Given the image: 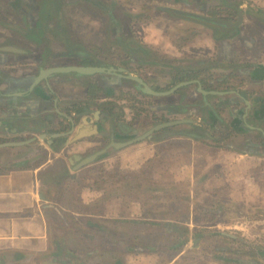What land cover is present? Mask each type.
<instances>
[{
  "label": "crops",
  "instance_id": "0c3cea01",
  "mask_svg": "<svg viewBox=\"0 0 264 264\" xmlns=\"http://www.w3.org/2000/svg\"><path fill=\"white\" fill-rule=\"evenodd\" d=\"M229 1L214 4L224 15L235 11L238 19L224 16L216 19L219 26H196L203 34L186 43L185 53L169 37L168 50L178 57L169 66L150 63L149 52L136 48L137 55L119 63L82 58L85 46L78 51L68 39L61 41L63 53L48 59L17 43L0 47V264H22L32 254L59 259L66 250L76 255V264H95L90 258L96 247L102 252L89 240L112 238L121 226L145 221L140 218L143 202L126 196L121 198V216L115 218L107 186L99 189L101 171L104 180L111 178L108 166L94 164L112 153L121 164L114 174L150 171L159 181L162 174L179 184L215 174L222 163V182L211 179L205 188L239 208H264V2ZM199 4L194 10L208 7V2ZM240 12L241 23L228 26L240 20ZM140 31L144 37L149 34L145 28ZM151 33L153 50L162 52L160 27ZM79 65L115 70L84 76L53 73L40 79L46 70ZM148 65L166 72L149 82L153 90L184 85L165 97L142 96L139 85L124 76L147 82L140 72ZM158 119L189 122L125 148L113 146L144 135ZM225 155L232 159L229 165L223 164ZM91 157L96 158L83 164ZM154 163L159 166L148 168ZM229 172L230 185L225 177ZM101 195L106 203L98 213L95 201ZM54 216L60 220L51 221ZM103 251L112 253L110 245Z\"/></svg>",
  "mask_w": 264,
  "mask_h": 264
},
{
  "label": "rangeland",
  "instance_id": "374dc122",
  "mask_svg": "<svg viewBox=\"0 0 264 264\" xmlns=\"http://www.w3.org/2000/svg\"><path fill=\"white\" fill-rule=\"evenodd\" d=\"M216 1L208 0V7L199 11L194 10L199 9L198 7H189L173 0H74L73 2L54 0L51 3L45 1V6L41 0L39 2L0 0V45L17 43L25 48H32L37 53L39 51L37 45L42 44H37V40L45 39L50 42L68 39L73 47L79 46L78 51L85 46L87 52H90L79 54L82 58L96 56L105 63H119L130 60V55H137L134 50L136 48L138 51L149 52L146 54V59L150 63L161 62L169 66L178 59L171 49L168 50L169 37L171 36L176 47L185 53L186 43H193L195 38L203 34L197 31L196 26H209L199 19L189 18L184 14H194L213 20L225 16L232 22L238 19V15L233 10H227L224 15L223 8L215 6L218 3V0ZM257 1L264 2V0H230L229 2L254 5L258 4ZM40 7L46 8L47 12L52 11L54 18L48 16L41 18L38 12ZM37 26H40L41 32L47 35H39L40 28ZM43 26H51V28H46L45 31ZM159 27L161 38L165 40V47L161 48L162 52L153 50L151 43L152 28ZM142 28L149 30L146 37L141 34ZM24 32L28 34V38L22 36L21 33ZM208 34L210 35L209 32ZM175 38L178 39L174 40ZM62 48L60 46L59 49ZM154 70L156 69L148 65L140 72L147 78L148 84L157 82L159 78H154L156 76H166V72ZM216 154L220 159L221 153ZM117 156L116 153H112L108 158L96 159L97 163L94 166L100 169L108 166L107 177L111 178V181L104 180V172L101 171L99 189L102 190L105 185L107 186L106 199L107 197L112 199L110 209L113 216L116 215L115 218H120L121 198L125 201L126 196L129 201L138 199L143 202L144 210L140 218H144V223L151 224L149 228L135 233L130 224H127L121 226V230L118 229L119 233L125 235L123 237L125 241L135 240L163 248L151 253L129 250L127 252L132 254H127L126 251H120L112 246L111 255H104L103 250L108 246L100 245L102 254L97 253L99 251L97 246L96 255L90 258L91 263L264 264V223L261 221L264 218V208L245 206L239 208L223 201L214 191L205 188L211 179L222 182V163L212 172L215 174H206L198 180L195 177L187 184H179L177 181L169 180L171 176L162 174L159 181L150 171L138 176L114 174L116 168L121 166ZM223 159L224 165H229L232 160L226 155ZM105 160L107 161L104 162ZM158 166L159 164L154 163L148 168ZM225 177L229 179L230 185V172ZM83 181L81 180V183ZM104 202L103 195L95 201V209L98 213H102L99 209L103 208ZM55 217H51V221ZM59 220L60 218L56 217L54 221ZM162 220L171 221L168 222V228L158 229L157 224L164 222L157 221ZM61 225L62 222L57 226L61 227ZM182 242L179 247V243ZM22 264L69 263L61 258L60 260L48 256L39 258L32 254Z\"/></svg>",
  "mask_w": 264,
  "mask_h": 264
},
{
  "label": "water",
  "instance_id": "95a60500",
  "mask_svg": "<svg viewBox=\"0 0 264 264\" xmlns=\"http://www.w3.org/2000/svg\"><path fill=\"white\" fill-rule=\"evenodd\" d=\"M187 16L189 18H195V19H199L201 22H203L206 25L209 26H219L221 25V23L217 22V20H213L211 18H201L199 16H195L194 14H184V16ZM243 13L240 12V20L229 24L228 26H238L241 23V19H242ZM14 49V48H12ZM15 50V49H14ZM112 69V70H111ZM104 68V67H94V66H67V67H56L53 69H49L46 70L42 73V76L40 77V79L42 78H48L49 75L53 74V73H64V72H76L79 75H95V74H102V73H113L114 72V68ZM125 78H127L128 80H132L135 83H137V85H139V87L141 88V95L142 96H152V97H165L168 96L170 94H173L174 92H176L181 86L184 85V83L177 85L175 87H173L172 89L168 90V91H164V92H158L153 90L149 84L142 78L138 77V76H133L132 74H128L127 76H124ZM165 120H161L158 119L156 125L147 133H145L144 135L135 138L133 140L124 142V143H113V146H115L116 148H125L129 145L135 144L137 142H141L144 141L146 139H149L151 137H153V135L155 133H157L158 131L170 127V126H174L183 122H189V120H179V121H173V122H164ZM96 157H91L88 160H85L83 162V164H88L92 161H94Z\"/></svg>",
  "mask_w": 264,
  "mask_h": 264
},
{
  "label": "trees",
  "instance_id": "16d2710c",
  "mask_svg": "<svg viewBox=\"0 0 264 264\" xmlns=\"http://www.w3.org/2000/svg\"><path fill=\"white\" fill-rule=\"evenodd\" d=\"M37 2H39L40 0H35ZM42 3L44 4L45 1L51 3L52 1L54 0H41ZM74 0H67V2H73ZM177 1H184V0H177ZM205 2H207L208 0H204ZM203 0H185V2L187 3V5L189 7H197L199 2L200 3H203L204 2ZM210 1H216V0H210ZM222 1H228V0H222ZM45 6V4H44ZM38 12H39V15L41 18H46L47 16L50 17L51 19L54 18V15L51 14L52 11H49L47 12L46 11V8H41L38 9ZM213 14V13H212ZM88 63V62H86ZM178 81H181V80H178ZM165 89H168V86H166ZM189 135H194L193 133H190ZM195 135L197 136V134L195 133ZM131 224V228L134 230L133 233L135 232H139V231H143V229H147L150 227V223H144L143 221H140V220H133L130 222ZM117 225H119L117 223ZM168 224H165V223H158L157 226H158V229L159 228H168L167 226ZM90 243H96V245H102V246H108L110 245V247L112 246H115L117 247L120 251H129V250H132L133 252H137V253H151V252H158L160 251L163 247H155V246H150L148 244H145V243H142V242H139V241H135V240H127L125 241V239H123L122 237L119 236V233L117 232H113V236L112 238H107V237H99L97 235V238L95 240H89ZM183 244L182 243H179V247ZM176 247V245H175ZM64 255L63 257L62 256H59V259H66V261L69 263V264H76L77 263V259H76V255L71 253L70 251H64L63 252Z\"/></svg>",
  "mask_w": 264,
  "mask_h": 264
},
{
  "label": "flooded vegetation",
  "instance_id": "af4514ba",
  "mask_svg": "<svg viewBox=\"0 0 264 264\" xmlns=\"http://www.w3.org/2000/svg\"><path fill=\"white\" fill-rule=\"evenodd\" d=\"M173 1H176V2H178L177 0H173ZM179 2H183V3H185L186 5H187V3L185 2V0L184 1H179ZM29 28H31V26H28ZM37 28H40L39 30H38V32H39V35H44V34H46L47 35V33H43V32H41V27L40 26H37ZM43 28L45 29V31H46V28H51V26H43ZM14 30V29H13ZM22 34V36H25V38H28V34L26 33V32H24V33H21ZM48 35H49V33H48ZM44 41V42H43ZM61 41L63 42L64 40H52V41H45V39L44 40H37V44L38 43H42L41 45H37V46H39V51L36 53V54H38V58H41V57H45L46 59H48V58H50V56L51 55H59V53L58 52H55V50H58V51H61L62 53H63V49H59L60 48V46L61 47H63L62 45H61ZM58 42V44H56ZM51 44H53L54 45V48L52 49V48H50L49 46L51 45ZM5 45H11L10 43H6V44H2V45H0V47H3V48H5ZM56 46H59V47H56ZM7 49H9L8 47H6ZM34 53V52H33ZM150 86V85H149ZM151 87V86H150ZM147 133V132H146ZM147 140V139H146Z\"/></svg>",
  "mask_w": 264,
  "mask_h": 264
}]
</instances>
